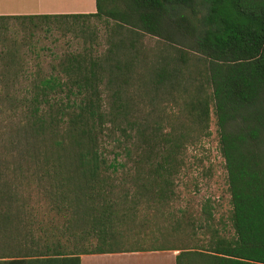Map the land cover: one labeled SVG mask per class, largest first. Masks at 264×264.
Segmentation results:
<instances>
[{
	"label": "trees",
	"instance_id": "1",
	"mask_svg": "<svg viewBox=\"0 0 264 264\" xmlns=\"http://www.w3.org/2000/svg\"><path fill=\"white\" fill-rule=\"evenodd\" d=\"M94 7L0 15L45 27L62 19L58 28L80 34L95 18L105 44L95 53L90 38L87 48L57 57L19 99L21 117L0 143L11 155L0 158V264H77L80 253L122 250L119 219L142 206L157 211L172 196L180 149L207 134L209 105L231 233L212 226L206 200L179 243L146 248L176 250L174 264H264V0H94ZM145 35L162 42L151 59ZM17 53L2 52V71H12H0L3 78L20 72ZM171 102L168 118L163 105ZM110 135L120 150L108 159L101 141Z\"/></svg>",
	"mask_w": 264,
	"mask_h": 264
},
{
	"label": "rangeland",
	"instance_id": "2",
	"mask_svg": "<svg viewBox=\"0 0 264 264\" xmlns=\"http://www.w3.org/2000/svg\"><path fill=\"white\" fill-rule=\"evenodd\" d=\"M31 22L36 26L32 27ZM62 22V19L49 20L48 27H45L43 21L39 19L0 20V71L8 68L2 65V52L5 48L13 47L18 51L19 64L16 68L20 69L17 70L20 72H17L15 78H9L10 75L3 78L4 74H0V143L4 142L10 129L21 117L19 99L27 95L25 89L38 75L47 74L50 66L56 63L57 57L79 51L82 47L87 48L90 38L93 52L98 53L104 49L102 23L97 19L90 18L84 22L87 27L81 34L66 31L62 25L58 28L57 24ZM143 39L148 58L151 59L152 54L161 49L162 42L149 35H145ZM166 105H163L164 112L170 118L176 112L177 106L172 102ZM111 137L112 135L103 137L101 141L108 159H111L114 152L120 150L119 145ZM10 156L0 147V158L11 159ZM178 157L179 164L172 177V196L158 206L157 211L155 208L145 209L142 206L134 214H124L116 225L120 239L117 249L179 243L181 239L179 231L189 230L186 228L189 227L188 224L185 223L189 221L194 223L199 217L202 203L206 200L211 205L212 226L219 228L225 235L231 233L225 170L217 148V135L210 105L207 134L192 141L188 140L181 147ZM29 195L31 203L39 202V196L34 190H29ZM36 211L40 214L42 209L38 208ZM94 242L95 240L91 241L90 247ZM81 246L78 244V249Z\"/></svg>",
	"mask_w": 264,
	"mask_h": 264
},
{
	"label": "crops",
	"instance_id": "3",
	"mask_svg": "<svg viewBox=\"0 0 264 264\" xmlns=\"http://www.w3.org/2000/svg\"><path fill=\"white\" fill-rule=\"evenodd\" d=\"M94 0H0V15L85 14ZM176 250L127 248L120 251L80 253L77 264H174Z\"/></svg>",
	"mask_w": 264,
	"mask_h": 264
}]
</instances>
